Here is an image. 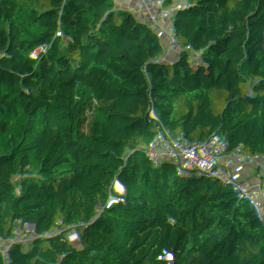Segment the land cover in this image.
<instances>
[{
	"label": "trees",
	"instance_id": "trees-1",
	"mask_svg": "<svg viewBox=\"0 0 264 264\" xmlns=\"http://www.w3.org/2000/svg\"><path fill=\"white\" fill-rule=\"evenodd\" d=\"M230 1L0 0V264H114L110 238L129 264H264V0ZM50 47L41 100L77 93L123 136L147 120L135 188L25 103Z\"/></svg>",
	"mask_w": 264,
	"mask_h": 264
},
{
	"label": "built area",
	"instance_id": "built-area-1",
	"mask_svg": "<svg viewBox=\"0 0 264 264\" xmlns=\"http://www.w3.org/2000/svg\"><path fill=\"white\" fill-rule=\"evenodd\" d=\"M241 1H230L228 4L233 5ZM0 53H4L6 58L14 59L16 62L18 60L14 57V53L10 52L8 48V41L0 39ZM47 55L50 58V65L44 70L43 75H32L31 78L35 80V87L33 89V102H36L42 97L43 91L46 88V75L52 72V67L54 65L62 64V59L64 57V52L59 47H50L47 50ZM67 66H63L62 71H65ZM25 89V88H24ZM48 99H53L58 101L61 105L74 111L77 115L82 117L85 122V126L94 128L96 136L98 139L104 142V150L106 153L112 157L114 162L117 165L124 164L126 166V172L128 176L134 174V166L131 157V145L133 141L141 136H144V133L147 128V120L137 123L133 132L128 136L122 135V128L115 122L114 117H103L99 121H95L91 116L92 109L90 106L80 98L77 93L68 94V93H54ZM127 153V156H123L124 153ZM16 166L22 165L21 161L18 159L15 162ZM8 174L0 175V183L6 182ZM109 245L115 249V262L114 264H129L124 254L120 249L115 245L113 240L109 239ZM140 264V263H137ZM170 264H181L176 261H172Z\"/></svg>",
	"mask_w": 264,
	"mask_h": 264
},
{
	"label": "crops",
	"instance_id": "crops-1",
	"mask_svg": "<svg viewBox=\"0 0 264 264\" xmlns=\"http://www.w3.org/2000/svg\"><path fill=\"white\" fill-rule=\"evenodd\" d=\"M25 92H26V100L25 103L28 106H33L32 108L37 109L38 111H47L50 110L54 115L63 117L66 121L71 125L76 136L84 137L89 139L92 144L99 148L104 149V142L97 138L94 128H90L85 126L84 119L77 115L74 111L67 109L63 105H61L58 101L53 99H45L41 100V98L36 102V104H32L33 102V89L35 87L34 78H28L25 81ZM135 128V127H134ZM119 171L122 176V182L120 184L122 190H131L138 185V181L135 182V179L128 178V174L126 172V166L124 164L117 165ZM137 179V178H136Z\"/></svg>",
	"mask_w": 264,
	"mask_h": 264
},
{
	"label": "rangeland",
	"instance_id": "rangeland-1",
	"mask_svg": "<svg viewBox=\"0 0 264 264\" xmlns=\"http://www.w3.org/2000/svg\"><path fill=\"white\" fill-rule=\"evenodd\" d=\"M239 81H241V78H240ZM123 156H124V157L127 156V153L125 152V153L123 154ZM128 178L135 179V182H137V179H136L135 174H134V175L132 174V175L128 176ZM149 187H150V185H149Z\"/></svg>",
	"mask_w": 264,
	"mask_h": 264
},
{
	"label": "water",
	"instance_id": "water-1",
	"mask_svg": "<svg viewBox=\"0 0 264 264\" xmlns=\"http://www.w3.org/2000/svg\"><path fill=\"white\" fill-rule=\"evenodd\" d=\"M117 190H121V186H119V187L117 188Z\"/></svg>",
	"mask_w": 264,
	"mask_h": 264
}]
</instances>
